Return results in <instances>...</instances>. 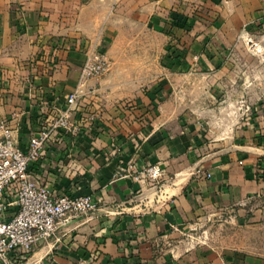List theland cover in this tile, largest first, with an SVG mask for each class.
Returning <instances> with one entry per match:
<instances>
[{"label": "crops", "instance_id": "1", "mask_svg": "<svg viewBox=\"0 0 264 264\" xmlns=\"http://www.w3.org/2000/svg\"><path fill=\"white\" fill-rule=\"evenodd\" d=\"M87 39L111 69L32 168L98 208L20 264H264V0H0V120L22 149L67 106ZM149 164L164 175L137 181Z\"/></svg>", "mask_w": 264, "mask_h": 264}, {"label": "built area", "instance_id": "2", "mask_svg": "<svg viewBox=\"0 0 264 264\" xmlns=\"http://www.w3.org/2000/svg\"><path fill=\"white\" fill-rule=\"evenodd\" d=\"M84 43L85 61L67 106L31 137L27 150L18 145L7 121L0 120V264H20L38 245L50 240L70 215H84L98 208L92 195L55 196L48 187L38 186L32 168L53 135L72 127L78 102L94 91L90 82L111 69V61L97 40ZM163 175L159 164H149L136 170L133 177L143 182L157 181Z\"/></svg>", "mask_w": 264, "mask_h": 264}, {"label": "rangeland", "instance_id": "3", "mask_svg": "<svg viewBox=\"0 0 264 264\" xmlns=\"http://www.w3.org/2000/svg\"><path fill=\"white\" fill-rule=\"evenodd\" d=\"M251 44V43H250ZM259 57L257 56H253L251 58V61L252 63H258L259 64ZM253 75H256L258 77H261V72L258 70L256 72H251ZM255 77V76H254ZM196 234V236L204 241V246H210L211 244L213 243H216L218 244V239L220 237H222L223 235H225L226 233L224 232H227L226 229L224 228H219V227H215L214 226H207V227H204V228H198L196 231H194ZM231 234H235L236 233V229H232L231 231H229ZM34 252V251H33ZM33 252L29 253L27 255V259L30 258L33 254Z\"/></svg>", "mask_w": 264, "mask_h": 264}, {"label": "trees", "instance_id": "4", "mask_svg": "<svg viewBox=\"0 0 264 264\" xmlns=\"http://www.w3.org/2000/svg\"><path fill=\"white\" fill-rule=\"evenodd\" d=\"M171 49V48H170ZM25 259H27V257L26 258H24V259H22V260H25Z\"/></svg>", "mask_w": 264, "mask_h": 264}]
</instances>
